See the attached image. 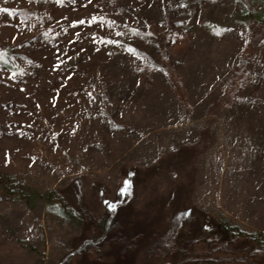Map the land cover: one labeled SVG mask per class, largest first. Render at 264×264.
I'll list each match as a JSON object with an SVG mask.
<instances>
[{
  "label": "rangeland",
  "instance_id": "rangeland-1",
  "mask_svg": "<svg viewBox=\"0 0 264 264\" xmlns=\"http://www.w3.org/2000/svg\"><path fill=\"white\" fill-rule=\"evenodd\" d=\"M249 10L264 0H0V264H82L85 250L169 264L148 243L117 259L77 212L120 222L152 190L168 214L253 239L218 252L225 264H264V38L249 52Z\"/></svg>",
  "mask_w": 264,
  "mask_h": 264
},
{
  "label": "trees",
  "instance_id": "trees-1",
  "mask_svg": "<svg viewBox=\"0 0 264 264\" xmlns=\"http://www.w3.org/2000/svg\"><path fill=\"white\" fill-rule=\"evenodd\" d=\"M248 18L252 23V27L247 37V46L249 52L253 53L256 46L264 38V15L249 10ZM250 57L244 56L237 69L233 72L232 77L234 76V79L230 77V81L232 79L231 84L232 86L234 85L233 88L246 75ZM127 178L122 179L121 186L126 182ZM127 188L130 189V187ZM163 191L156 192L152 190L153 196H158L152 201L153 203H147L141 209H129L119 213L121 211L119 207L118 217L122 218L120 222L112 221V213H108V219H102L95 223L86 209H79L77 212L84 220L86 226L91 227L93 225L94 230L99 235L106 237L104 245L108 247V253L111 250L113 252L121 250V253L119 254L118 252L116 256L117 259H120L123 252H128L129 247L134 248L136 244L143 245L148 243L149 246L151 245L146 255L148 260L151 255H153V260L159 258L168 249L167 260H169V264H225L224 262L229 259H221L218 256V252L222 251V249L225 251L232 246L236 248L240 242L247 245L248 248L254 245L253 239L248 234L239 231L236 226L219 216L200 212V217L198 218H201V220L197 222L196 219H193L191 210H183L184 207L181 204L173 212L171 210L169 214L166 213L164 211L165 204L168 202L172 204V199L169 196L165 197ZM183 192L184 190L182 191V198L185 196ZM63 203L68 207L66 202ZM104 203L103 205L108 211L109 203L107 201H104ZM171 209L174 208L172 207ZM156 222L159 224V229L165 228L162 224H167L166 234L155 235L153 233V227ZM198 224L200 228H198ZM198 229L201 232V237L195 239L194 234L199 231ZM91 241L97 242L96 238H91ZM216 244H220V246L218 247ZM122 249L125 251H122ZM86 251L80 262L82 264H95L93 262L96 261H91L90 255Z\"/></svg>",
  "mask_w": 264,
  "mask_h": 264
},
{
  "label": "snow or ice",
  "instance_id": "snow-or-ice-1",
  "mask_svg": "<svg viewBox=\"0 0 264 264\" xmlns=\"http://www.w3.org/2000/svg\"><path fill=\"white\" fill-rule=\"evenodd\" d=\"M97 21H96V19L95 18H93V20L91 21V23H96ZM78 23H80V24H83V23H85V21H78ZM110 207V209L111 208H114V206H109Z\"/></svg>",
  "mask_w": 264,
  "mask_h": 264
}]
</instances>
